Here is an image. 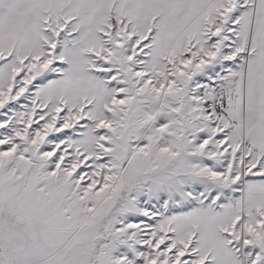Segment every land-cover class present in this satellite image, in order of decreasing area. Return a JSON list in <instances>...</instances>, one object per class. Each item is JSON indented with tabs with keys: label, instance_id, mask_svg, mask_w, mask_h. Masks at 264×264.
<instances>
[{
	"label": "snow or ice",
	"instance_id": "snow-or-ice-1",
	"mask_svg": "<svg viewBox=\"0 0 264 264\" xmlns=\"http://www.w3.org/2000/svg\"><path fill=\"white\" fill-rule=\"evenodd\" d=\"M0 264H264V0H0Z\"/></svg>",
	"mask_w": 264,
	"mask_h": 264
}]
</instances>
